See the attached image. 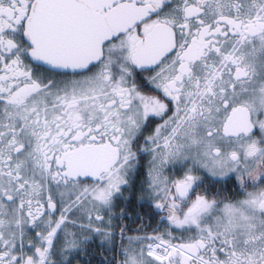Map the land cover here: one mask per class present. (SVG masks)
Masks as SVG:
<instances>
[{
    "label": "snow or ice",
    "instance_id": "obj_1",
    "mask_svg": "<svg viewBox=\"0 0 264 264\" xmlns=\"http://www.w3.org/2000/svg\"><path fill=\"white\" fill-rule=\"evenodd\" d=\"M0 264H264V0H0Z\"/></svg>",
    "mask_w": 264,
    "mask_h": 264
}]
</instances>
